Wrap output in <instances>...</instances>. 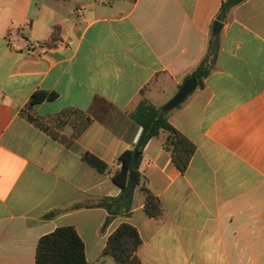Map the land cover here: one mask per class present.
I'll use <instances>...</instances> for the list:
<instances>
[{
  "label": "crops",
  "instance_id": "0c3cea01",
  "mask_svg": "<svg viewBox=\"0 0 264 264\" xmlns=\"http://www.w3.org/2000/svg\"><path fill=\"white\" fill-rule=\"evenodd\" d=\"M223 1L0 0V264H36L40 238L62 226L89 262L118 264L101 252L123 222L139 231L141 264H264V0L234 7L214 36ZM215 38L204 87L169 113L196 146L188 169L168 133L151 139L132 211L102 231L96 204L121 194L112 177L142 133L131 113L173 98ZM39 91L57 97L30 106ZM142 186L161 218L146 215Z\"/></svg>",
  "mask_w": 264,
  "mask_h": 264
},
{
  "label": "trees",
  "instance_id": "16d2710c",
  "mask_svg": "<svg viewBox=\"0 0 264 264\" xmlns=\"http://www.w3.org/2000/svg\"><path fill=\"white\" fill-rule=\"evenodd\" d=\"M246 0H225L222 2L217 21L226 22L231 10L245 2ZM60 28L56 27L48 45H52L59 37ZM217 38L210 41L209 49L198 67L187 78L195 77L198 80V87L203 88L204 80L211 72V63L218 56L219 44ZM57 97L56 92L39 91L33 94L30 106L38 104L44 100H53ZM188 98V97H187ZM186 98V99H187ZM185 99V100H186ZM182 103L176 108L181 107ZM175 109V108H174ZM173 110V109H172ZM164 107H157L147 99H142L136 109L131 113V117L142 127L140 138L133 149L125 151L120 156L122 167L115 172L112 180L121 188L118 197H104L96 204V207L104 208L108 216L102 226L104 231L115 217L128 214L133 208V194L125 197L130 183L131 171L136 173V186L142 182V174L139 166L144 148L148 142L161 133H168L166 147L172 152V161L175 166L185 173L188 169L192 157L196 152L195 144L184 134L177 130L170 122L169 113ZM139 154V159L134 165L135 154ZM84 161L98 171L105 173L109 165L99 157L86 153ZM141 191L145 195L144 211L150 218L159 219L164 215V208L158 196L150 189L142 186ZM80 206H77L79 208ZM56 213L52 212L46 217H52ZM142 245V238L139 231L132 224L123 222L109 236L106 246L101 252L102 256H110L118 264H141L139 249ZM36 264H94L86 257V247L83 239L73 226H62L53 232L42 236L38 242L36 250Z\"/></svg>",
  "mask_w": 264,
  "mask_h": 264
},
{
  "label": "water",
  "instance_id": "95a60500",
  "mask_svg": "<svg viewBox=\"0 0 264 264\" xmlns=\"http://www.w3.org/2000/svg\"><path fill=\"white\" fill-rule=\"evenodd\" d=\"M223 28V23L216 21L213 27V34L217 36L220 34V31ZM198 87V80L195 77H192L184 82L181 86L179 92L164 106V110L169 111L176 108L179 104L183 103L185 99ZM139 159V154L136 153L134 157V165ZM136 187V173L131 171L130 183L128 186L127 194L125 197H130Z\"/></svg>",
  "mask_w": 264,
  "mask_h": 264
},
{
  "label": "rangeland",
  "instance_id": "374dc122",
  "mask_svg": "<svg viewBox=\"0 0 264 264\" xmlns=\"http://www.w3.org/2000/svg\"><path fill=\"white\" fill-rule=\"evenodd\" d=\"M171 99H172V98H171ZM171 99H170V100H171ZM164 100L167 101V100H168V97H167V98H164ZM170 100H168V101L166 102V104H167ZM166 104H164V106H165ZM164 106H162V107H164Z\"/></svg>",
  "mask_w": 264,
  "mask_h": 264
}]
</instances>
